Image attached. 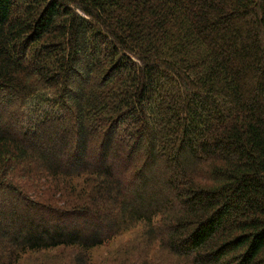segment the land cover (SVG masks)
<instances>
[{"label":"trees","instance_id":"trees-1","mask_svg":"<svg viewBox=\"0 0 264 264\" xmlns=\"http://www.w3.org/2000/svg\"><path fill=\"white\" fill-rule=\"evenodd\" d=\"M114 240L264 264V0H0V264Z\"/></svg>","mask_w":264,"mask_h":264},{"label":"rangeland","instance_id":"rangeland-1","mask_svg":"<svg viewBox=\"0 0 264 264\" xmlns=\"http://www.w3.org/2000/svg\"><path fill=\"white\" fill-rule=\"evenodd\" d=\"M129 237H130L129 233L124 235L125 239H128ZM116 242L117 241L114 240L113 242H111L109 244L102 245V246H99V247L92 249L89 253L92 263H94V264H100L101 263L102 264L109 257H111L113 260L116 255H111V256H108V255L117 246ZM64 255H65V253L59 254L55 250L51 251V252L43 253V254L42 253L34 254L31 257H29L28 259H26L25 261H23L22 264H33L34 260H36L37 262L44 263V262H46V260L50 261V258L57 257V256H59V258H62ZM123 256H125V255H123ZM56 261L54 262V264H60Z\"/></svg>","mask_w":264,"mask_h":264}]
</instances>
